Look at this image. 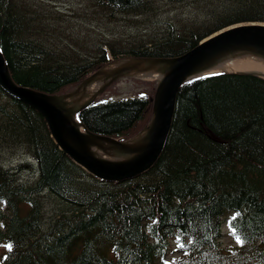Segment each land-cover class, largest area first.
Masks as SVG:
<instances>
[{
    "label": "trees",
    "instance_id": "trees-1",
    "mask_svg": "<svg viewBox=\"0 0 264 264\" xmlns=\"http://www.w3.org/2000/svg\"><path fill=\"white\" fill-rule=\"evenodd\" d=\"M245 22L264 23V0H0V51L15 83L52 95L110 60L177 56ZM146 108L142 99L90 104L79 119L92 133L125 139ZM19 155L30 165L0 164V264H156L172 245L177 264H264L259 77L184 83L160 157L119 182L76 166L44 118L0 87V163ZM229 214L244 242L225 248Z\"/></svg>",
    "mask_w": 264,
    "mask_h": 264
},
{
    "label": "water",
    "instance_id": "water-1",
    "mask_svg": "<svg viewBox=\"0 0 264 264\" xmlns=\"http://www.w3.org/2000/svg\"><path fill=\"white\" fill-rule=\"evenodd\" d=\"M239 45L264 52V25H243L220 32L208 41L196 46L186 54L168 60L169 72L164 76L155 99V112L149 142L143 152L125 164H115L97 160L87 153L71 147L64 139L73 140L77 147H83L85 140L77 130L69 125L61 112L47 100V96L13 83L0 53V86L9 94L37 110L46 120L52 137L58 146L90 174L101 180H122L149 169L160 155L170 128L168 114L174 105L177 90L193 68L209 56ZM92 79L90 77L84 84ZM118 147H122L118 144ZM132 152V147H122Z\"/></svg>",
    "mask_w": 264,
    "mask_h": 264
},
{
    "label": "bare ground",
    "instance_id": "bare-ground-1",
    "mask_svg": "<svg viewBox=\"0 0 264 264\" xmlns=\"http://www.w3.org/2000/svg\"><path fill=\"white\" fill-rule=\"evenodd\" d=\"M118 13H120V11ZM241 26L243 25H236L235 28ZM137 63L138 65H135L133 68L126 70V72H124L119 77L130 76L136 79L159 80L163 77V75L167 74L170 69L169 65L164 64L163 57H140L139 62ZM114 69L115 65L106 66V68H104L103 71L99 73V78L104 79V75L111 74ZM223 72L262 73L264 72V52H259L254 48L244 45L224 49L223 51L217 52L200 61L193 68L189 77L219 74ZM96 89L97 88H95V90L90 89V87L83 90L77 89L74 92H69L64 95H51L45 93L42 94H45L47 96V100L49 101V103L56 107L61 112V114L64 115L67 123L74 126L81 134V137L84 138L86 145L80 147V149L76 147L79 151L85 152L90 156H94L95 158L104 161H128L147 145L151 127L150 125H147L136 137L124 143V145H132V149L135 152L133 154L122 153V150H119L120 148L117 149L116 144L113 141L88 135L84 131L82 126L76 123L75 112L80 111V109L92 104L91 100L95 94L94 91H96ZM30 90L41 93L32 88H30ZM175 105L176 104L172 106L171 111L168 114V117L170 119V126L173 121ZM64 139L69 145L73 146L72 141L68 137L64 136ZM144 172L146 171H141L139 174ZM125 179L126 178L122 180Z\"/></svg>",
    "mask_w": 264,
    "mask_h": 264
},
{
    "label": "rangeland",
    "instance_id": "rangeland-1",
    "mask_svg": "<svg viewBox=\"0 0 264 264\" xmlns=\"http://www.w3.org/2000/svg\"><path fill=\"white\" fill-rule=\"evenodd\" d=\"M118 62H120V61H118ZM118 62H112L110 65H115ZM115 67L118 68L119 66L115 65ZM253 74H257V75L262 76L264 78V72L253 73ZM156 82H159V81L157 79L145 80V79L132 78L130 76H122V77H119V79L116 80L115 82H113L110 86H108L105 90H102L100 92V94L97 95L96 101L98 99H101V98H108L109 99L111 96L112 97L109 100H118V99H122L123 97H130L132 95H137V94H142V95H146L147 97H149L150 94H152V93L155 94L154 90H155V86H157ZM79 85H80V83H78L76 85L67 86L63 89V91H61L62 93H60V94H65V93H67L73 89L75 90V89H77V87H79ZM103 85H104L103 78H97L96 81L90 85V89L95 90V88H97L96 89V91H97L98 89H101L103 87ZM31 162H32V159L29 156L19 155V156H16L15 159L9 158L8 162L5 161V162H1L0 164L2 165V167L5 166L8 168H14L19 164L30 165ZM26 170H28V169H26ZM26 176H27V178H29V174H26ZM222 233H223V236H222L221 241L225 246L230 245V244H234V241L231 239L230 236H228V233L225 230L224 226L222 229ZM5 250H6L5 246H0V258L3 257ZM178 257H179V255L176 254L175 252H170L168 257L165 260V263L171 264Z\"/></svg>",
    "mask_w": 264,
    "mask_h": 264
},
{
    "label": "snow or ice",
    "instance_id": "snow-or-ice-1",
    "mask_svg": "<svg viewBox=\"0 0 264 264\" xmlns=\"http://www.w3.org/2000/svg\"><path fill=\"white\" fill-rule=\"evenodd\" d=\"M233 234L235 235V238H236L237 243L242 244V243L244 242V241L242 240V238H241L238 234H236L235 232H233Z\"/></svg>",
    "mask_w": 264,
    "mask_h": 264
}]
</instances>
